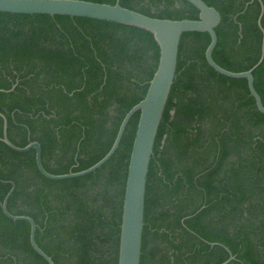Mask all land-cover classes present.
<instances>
[{"label":"trees","instance_id":"trees-1","mask_svg":"<svg viewBox=\"0 0 264 264\" xmlns=\"http://www.w3.org/2000/svg\"><path fill=\"white\" fill-rule=\"evenodd\" d=\"M114 5L117 0H84ZM216 8L214 61L246 72L261 57L258 0H203ZM264 6V0H260ZM145 15L197 20L185 0H120ZM264 29V14L261 19ZM207 33L181 39L174 85L151 160L141 264H264V114L246 79L212 69ZM160 50L143 29L66 16L0 13V114L9 140L38 142L51 174L77 173L111 149L126 114L145 97ZM264 105V61L254 71ZM140 113L97 171L53 181L36 151L0 141V202L29 216L55 264H118L128 166ZM4 121L0 117V137ZM27 221L0 206V264H48ZM229 250V251H228Z\"/></svg>","mask_w":264,"mask_h":264},{"label":"water","instance_id":"water-1","mask_svg":"<svg viewBox=\"0 0 264 264\" xmlns=\"http://www.w3.org/2000/svg\"><path fill=\"white\" fill-rule=\"evenodd\" d=\"M185 1L193 5L199 11L197 20H170L151 17L123 7L120 4V0H117L114 5L84 0H0V13L86 18L136 27L150 32L159 46L160 55L158 66L149 83L145 97L126 114L109 152L99 162L86 170L77 173L71 172L64 175L49 173L42 163V150L40 144L38 142H32L24 148L14 145L8 138L7 119L3 114H0V117L4 121L3 137H0V141L14 151L20 153H25L32 149L35 150L36 164L39 172L47 179L62 181L84 177L104 166L119 148L131 118L137 112L140 113L127 172L118 264H141L149 168L154 154V146L160 124L175 82L182 36L188 33L209 34L211 42L205 52L208 65L225 77L246 79L249 92L255 100L258 111L264 114V105L260 95L255 89V80L253 76L254 71L264 61V29L261 26L264 6L262 2L258 0L262 6L259 26L263 33L260 60L253 68L246 72H232L221 67L213 59V52L218 44L216 29L222 22L220 12L216 8L209 6L203 0ZM14 190L15 185L12 183L11 191L4 201L0 202L4 214L14 221L29 222L31 226L30 242L32 247L48 264H55L52 258L49 257L36 242L37 225L35 221L29 216H17L8 210V199ZM233 260H235V257L231 254L230 258L223 264H229Z\"/></svg>","mask_w":264,"mask_h":264}]
</instances>
